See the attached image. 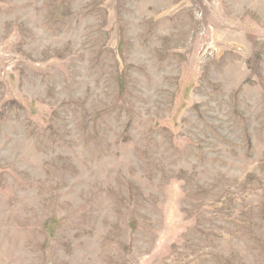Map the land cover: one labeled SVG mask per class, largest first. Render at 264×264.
Returning a JSON list of instances; mask_svg holds the SVG:
<instances>
[{
	"label": "rangeland",
	"instance_id": "obj_1",
	"mask_svg": "<svg viewBox=\"0 0 264 264\" xmlns=\"http://www.w3.org/2000/svg\"><path fill=\"white\" fill-rule=\"evenodd\" d=\"M0 264H264V0H0Z\"/></svg>",
	"mask_w": 264,
	"mask_h": 264
}]
</instances>
